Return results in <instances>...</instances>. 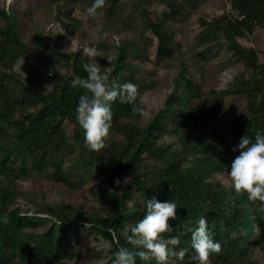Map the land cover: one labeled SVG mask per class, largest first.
<instances>
[{
	"label": "trees",
	"instance_id": "16d2710c",
	"mask_svg": "<svg viewBox=\"0 0 264 264\" xmlns=\"http://www.w3.org/2000/svg\"><path fill=\"white\" fill-rule=\"evenodd\" d=\"M120 1L105 0L108 18ZM161 1L166 10L159 20L139 2L133 3L132 8L146 19V28L157 40V52L163 59L172 53L167 26L189 21L210 0ZM61 15L66 21L60 20V24L69 36L81 28L79 20L64 12L58 13V17ZM0 17V264L73 261L79 254L69 243L68 235L77 223L82 229L89 223L91 230L108 243L107 255L97 254L105 256L103 264H111L119 246L132 247L126 238L128 229L143 217L145 202L153 195L177 204L176 218L168 221L173 230L163 235L180 236V243L170 247L186 252L183 259L169 256L167 264H194L189 259L190 239L201 215L207 217L213 238L221 245L219 253L209 256L214 264H240L249 246L264 250V202L237 193L231 183L212 180L227 171L239 150L233 151L234 147L228 146L215 130L212 139L206 137L208 119H217L226 111V95L248 100V114L231 122L237 142L245 134L254 142L258 131L264 133V63L256 49L239 41L253 35L256 29H264V0H230V7L222 14L198 18L199 44L220 45L223 39L227 51L242 65V70L221 91L222 98H205L202 85L182 71L163 107L145 126L139 122L145 107L138 70L128 61L129 50L132 48L138 55L139 48L121 43L110 64V86L135 83L136 103L143 111L134 113L130 105L121 104L118 98L112 101V127L105 147L98 152L86 149L83 130L75 118L78 98L86 90L70 84L73 76H86L84 64L89 61L76 52H55L43 62L42 69H34L23 61L21 68L26 76L22 77L17 66L27 45L19 34L17 17L5 10L0 11ZM121 24L127 26L124 21ZM35 40L41 43L40 39ZM206 52L204 48L198 51L197 58L205 59ZM58 65L70 73L61 72ZM40 78L52 80L50 91L40 92L29 85ZM67 125L72 126L73 141L66 132ZM165 138L175 140L165 143ZM176 145L181 150L177 154ZM216 145L219 149H215ZM67 155L74 158L64 169ZM32 170L41 175L49 171L50 180L70 190L98 173L107 186L101 189V198L111 208L106 213L77 208L73 213L62 203H44L30 214L12 207L20 195L18 178ZM48 223L51 226H46ZM108 228L113 231L110 233ZM137 264L156 261L138 258Z\"/></svg>",
	"mask_w": 264,
	"mask_h": 264
},
{
	"label": "rangeland",
	"instance_id": "374dc122",
	"mask_svg": "<svg viewBox=\"0 0 264 264\" xmlns=\"http://www.w3.org/2000/svg\"><path fill=\"white\" fill-rule=\"evenodd\" d=\"M139 2L146 7L155 17L161 19L166 6L161 0H121L113 6V14L106 16L108 5H103L94 16L85 12L92 0H0V11L17 17L19 34L27 45V52L17 71L25 77L21 65L24 62L34 69H42L43 62L53 53L76 52L87 61L95 59L96 62L109 72L112 60L117 53V47L121 43H128L139 48V54L131 48L128 52V61L136 66L138 77L143 92V104L145 112L139 121L141 126L147 125L156 113L163 107L167 95L175 87V79L184 71L185 75L200 83L203 87L205 98H222L221 91L226 88L235 74L242 70L241 62L234 58L224 46L222 39L220 45L198 42V18L216 17L230 7V0H210L202 6L198 13L185 23L167 26L171 44V56L163 59L157 52V40L152 32L146 28V19L141 17L138 10L132 8L133 3ZM64 12L71 18L81 23V28L72 36L66 34L60 20L66 21V17L58 13ZM127 24L124 26L121 22ZM134 22V24H131ZM0 23L3 20L0 17ZM40 39L41 43L35 39ZM242 45L254 48L259 52L260 61L264 63V29H256L253 35L239 40ZM48 45L50 48H45ZM99 45V47H98ZM103 45L104 47H100ZM95 48L99 55L89 58L82 54L83 47ZM106 47V48H105ZM210 50L208 51V49ZM206 49L205 59L197 58V52ZM61 72L70 73V70L58 65ZM32 88L40 92L50 91L53 85L51 79L40 78L36 82L29 83ZM226 103V111L217 119H208L207 138L213 136L215 130L228 146L237 147L238 142L233 133L231 122L248 114L247 98L239 95H226L223 97ZM189 110V108H188ZM69 139L73 141L72 126H65ZM174 138H165V143L174 142ZM215 149H219L216 145ZM212 151V150H210ZM180 146H175V154L180 153ZM73 156H66L67 164L73 160ZM227 172V171H226ZM226 172L214 176L213 181L221 180L230 184L231 180ZM49 171L42 175L34 170L18 178V192L12 207H20L30 214H35L37 206L44 203H62L70 211L82 208L87 212H103L110 210V204L101 198V189H106V182L102 176L96 173L83 184H77L72 190L54 183L48 177ZM264 214V210H262ZM44 218L48 215L41 214ZM68 225V224H67ZM46 226H51L49 223ZM44 227V226H43ZM68 241L73 245L79 256L67 264H103L104 257H98L97 253L107 255L108 243L91 230V226L82 229L75 224L74 229L68 235ZM168 264H177L170 261ZM208 264L214 262L208 258ZM240 264H264V250L258 246H249L245 251Z\"/></svg>",
	"mask_w": 264,
	"mask_h": 264
},
{
	"label": "clouds",
	"instance_id": "9594fccd",
	"mask_svg": "<svg viewBox=\"0 0 264 264\" xmlns=\"http://www.w3.org/2000/svg\"><path fill=\"white\" fill-rule=\"evenodd\" d=\"M105 0H92L86 7L87 15L94 16L102 8ZM82 54L89 58L99 55L93 47H83ZM86 76H73L70 84L80 87L86 92L78 98L75 108V118L83 130V143L88 151L98 152L105 147V142L112 127L111 102L119 99L121 104H128L134 113H142L143 109L136 103L138 87L135 83L126 81L119 87L110 86L109 74L105 68L91 59L84 64ZM239 150L234 156L227 176L237 193H246L248 199L264 202V133L257 132L254 138L247 134L239 139L233 151ZM119 183V180L116 181ZM177 204L174 200H158L156 195L145 202V214L128 229L127 241L132 247L119 246L113 254L111 264H137L141 261L155 260L156 264H167L168 258L175 255L180 259L185 256L186 249L178 252L170 246L180 243V236L165 238L166 232L173 228L169 218H176ZM89 223L84 228L89 227ZM111 233L112 228H108ZM189 259L194 264H208L211 254L219 253L220 242L213 238L208 227V219L201 215L197 226L191 232Z\"/></svg>",
	"mask_w": 264,
	"mask_h": 264
}]
</instances>
